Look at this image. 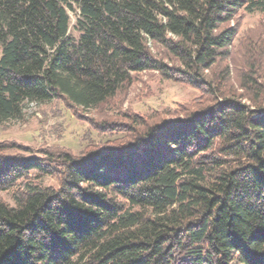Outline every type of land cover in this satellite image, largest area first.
I'll return each mask as SVG.
<instances>
[{"label":"trees","instance_id":"obj_1","mask_svg":"<svg viewBox=\"0 0 264 264\" xmlns=\"http://www.w3.org/2000/svg\"><path fill=\"white\" fill-rule=\"evenodd\" d=\"M254 11L264 0H0V123L29 101L81 119L147 71L200 91L170 114L87 118L118 137L78 155L0 142V190L16 188L0 264H264V22L235 42Z\"/></svg>","mask_w":264,"mask_h":264},{"label":"rangeland","instance_id":"obj_2","mask_svg":"<svg viewBox=\"0 0 264 264\" xmlns=\"http://www.w3.org/2000/svg\"><path fill=\"white\" fill-rule=\"evenodd\" d=\"M72 31L77 15L71 12ZM264 14L261 11L246 12L240 18L236 44L246 35H256L263 29ZM232 72V80L235 89L238 87V77ZM200 95V91L190 85L163 78L158 72L147 71L140 73L130 87L121 92L115 99L105 106L86 111L81 119L76 118L63 105L58 103L39 104L27 102L25 114L21 119H13L0 123V142H16L28 146L26 150L11 149L10 152H22L26 155L35 150L48 149H70L76 155L86 151V148L100 141H110L118 135L99 134L91 126L87 118L101 123L106 119L126 120L120 116L123 112L138 113L144 116H152L158 112L170 114L180 107V104L188 103ZM171 116V115H168ZM58 146V147H54ZM34 149V150H33ZM36 181L43 185L58 187V176L45 174ZM16 188L0 190V199L15 204L14 192Z\"/></svg>","mask_w":264,"mask_h":264}]
</instances>
